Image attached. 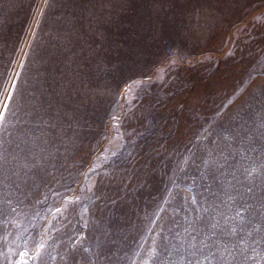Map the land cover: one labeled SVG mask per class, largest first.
Here are the masks:
<instances>
[{"label": "rangeland", "instance_id": "1", "mask_svg": "<svg viewBox=\"0 0 264 264\" xmlns=\"http://www.w3.org/2000/svg\"><path fill=\"white\" fill-rule=\"evenodd\" d=\"M262 14L264 0H0V264H264V220L241 208L264 195ZM211 192L244 217L219 245L192 227L198 208L225 224L201 208Z\"/></svg>", "mask_w": 264, "mask_h": 264}, {"label": "snow or ice", "instance_id": "2", "mask_svg": "<svg viewBox=\"0 0 264 264\" xmlns=\"http://www.w3.org/2000/svg\"><path fill=\"white\" fill-rule=\"evenodd\" d=\"M260 19H264V14H262V16L260 17ZM43 95V93H42ZM45 104H48V106L50 107V103L46 100H42L39 97H37V100L34 101V107H35V111L37 113L38 119H40V114L42 113V111H46V107ZM31 115V113H29ZM44 124H47V121H43ZM54 126V125H52ZM17 147H19V145H17ZM40 152H43V149H40ZM8 155V148L5 147L3 142H0V160H5L6 161V157ZM34 163H33V167H42L44 163L47 162L48 157L47 156H43V155H39L34 153ZM227 160V158H225V161ZM207 165V161L205 162ZM224 165L223 164H218L216 165V168H223ZM223 175V173L221 174ZM214 180H216V182H219V179L214 177ZM248 192H251L252 189L249 188L247 189ZM210 195L213 197L212 201L208 202V207H203V205H201V208L203 209L204 213H217L218 215H221L224 217V221L225 224L221 225L220 222L218 220H216V216L215 215H206V216H201L199 215L200 212V208L196 209L198 215L196 216L195 220L192 222V227L193 230H197V226H199V230L203 231L204 228L207 227H211L212 229H218V231H213L211 232V234L208 236L209 239H211V236H217V239L212 241L213 244L219 245L222 241V239L224 237L227 236H233L236 234V227H229L228 225V221L230 220H235L236 218H239L241 222L244 221V217H242L240 215V212L237 211L235 214V217L233 216H228L225 215L223 212H217V210L220 208L221 204L227 206V201L222 199V195L221 193H217V192H211ZM235 199L234 196L228 195L227 200L228 201H233ZM256 199V204H248L247 200H245L242 204H241V208H243L245 211H247L248 209H252L253 212L250 213L249 218H248V223H251L254 219H256V215L258 214L261 220H264V195H257L255 197ZM217 201H219V203H217ZM192 204H196L197 201L195 200V198L192 199L191 201ZM241 231H243V228L241 229ZM207 235V234H206ZM192 239H195V237H193ZM203 243V242H202ZM193 248H195V244L191 245ZM204 247H211L210 244H204ZM226 248V246H225ZM201 253L203 252V248L200 249ZM195 253H193L194 255ZM207 258V257H205ZM220 259H226L223 255H221Z\"/></svg>", "mask_w": 264, "mask_h": 264}]
</instances>
